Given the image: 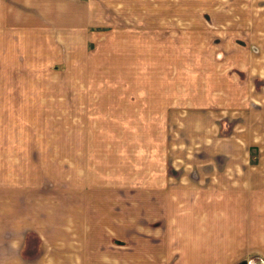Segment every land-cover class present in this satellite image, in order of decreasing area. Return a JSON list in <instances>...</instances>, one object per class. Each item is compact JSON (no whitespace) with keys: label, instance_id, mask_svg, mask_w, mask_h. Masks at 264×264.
Returning <instances> with one entry per match:
<instances>
[{"label":"crops","instance_id":"obj_1","mask_svg":"<svg viewBox=\"0 0 264 264\" xmlns=\"http://www.w3.org/2000/svg\"><path fill=\"white\" fill-rule=\"evenodd\" d=\"M107 3L0 0V264H248L254 256L264 264V89L251 92L252 83L264 79V61L239 53L230 58L246 81L236 68L219 72L217 63L191 90L182 129L206 148L182 154L209 161L195 157L173 168L131 162L129 150L154 136L139 129L155 122L153 111L149 118L139 109L152 89L94 78L79 84L80 71L71 70L90 75L88 59L102 36L97 29L113 22L106 18ZM250 15L264 29V17L251 8ZM110 44L98 46L104 59L117 56ZM12 48L30 66L63 67L58 73L68 82L13 88ZM15 97L18 105L36 108L30 121L57 122L65 108L67 122L82 123L77 130L45 133L69 138L66 147L35 133L37 155L50 148L66 161L12 162L18 152L11 145Z\"/></svg>","mask_w":264,"mask_h":264},{"label":"rangeland","instance_id":"obj_2","mask_svg":"<svg viewBox=\"0 0 264 264\" xmlns=\"http://www.w3.org/2000/svg\"><path fill=\"white\" fill-rule=\"evenodd\" d=\"M106 1L108 2L105 8L106 18L113 22H104L106 25L97 30L102 32L103 36L100 43L108 40L112 49H117V56L112 55V58L104 59V54L98 47L100 43L98 42L97 45L94 42L91 58L88 59L91 63L88 65L90 75L83 74L82 69L77 66L71 68L72 71L76 69L80 71L76 82L89 84L92 82L91 78H94L100 82L117 84L126 81L139 84L140 87L151 88V96L148 99L144 98L147 105L144 106L145 108L140 106L139 109L144 110L143 112H146L149 118L150 111H153L155 122L142 124L145 128L140 124L139 129L143 133L146 130L152 131L154 136L139 139L137 151L130 149L132 152L129 150L128 157L131 162H166L169 165L168 168L170 166L173 168L175 163L194 162L195 157L202 156L182 154L184 148L188 151L190 148L200 150V148L205 149L206 145L202 146L200 139L194 140L193 137L184 133L185 129H182L184 128L182 113L186 104L189 102L188 110L189 104L192 103L189 98L193 93L192 89L195 86H201L203 78L210 73L211 65L215 67L219 63V72L223 70V74H228L236 66H240L233 61L239 53L244 52L246 57L252 54L258 61H264L262 56L264 29H260V22H253L250 15L251 8L256 15L260 13L264 17V3L255 5L252 0ZM255 6L259 9L254 8ZM114 16L120 19H115ZM101 49L104 52V49ZM259 52H261L260 55ZM18 54L21 56L19 57ZM105 56H109V53ZM227 58H230V61H227ZM222 62L224 64H221ZM28 63L30 64V59H27L24 53H16L12 48L10 65L13 88H16L15 84L18 83L56 85L68 82L65 75L58 73L63 67L47 68L30 66ZM99 69H105V73L98 74ZM235 72L240 73L241 82L249 78L248 75H244L241 68H236ZM262 86H264V79L262 82L256 80L254 84L252 83V94L257 93L259 89H264ZM30 93L33 92L28 90L27 94ZM14 94H18L16 89L12 91L13 96ZM183 94L188 96V101L182 105ZM191 99H194V94ZM19 101V97H15L11 105V145L13 149L18 147V152L12 154V162L66 161L65 154L57 153L50 148H44L42 156L37 155L35 144L39 139L35 140V133L40 131L44 134L42 139L44 143L51 142L57 147H66L69 138L62 136L52 139L45 133L67 129L77 130L78 125L82 123L67 122L65 108H62V114L57 122L30 121L35 119L31 110L36 108L22 107L18 105ZM21 108H24L26 112ZM78 108L85 110L82 107ZM75 110L78 109L74 108ZM189 114L187 120L189 121L190 118L194 120V117ZM88 124L94 130L95 124ZM187 133L192 134V131ZM257 152L255 148L251 157L252 162L257 161ZM202 160L209 161L205 160V157L200 159ZM248 261H250L248 264H263L257 256L251 257Z\"/></svg>","mask_w":264,"mask_h":264}]
</instances>
